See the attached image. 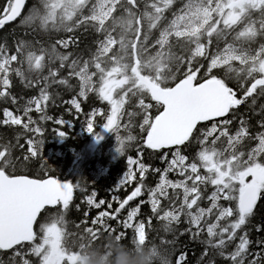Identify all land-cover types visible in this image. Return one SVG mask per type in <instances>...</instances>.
Here are the masks:
<instances>
[{
  "label": "snow or ice",
  "instance_id": "1",
  "mask_svg": "<svg viewBox=\"0 0 264 264\" xmlns=\"http://www.w3.org/2000/svg\"><path fill=\"white\" fill-rule=\"evenodd\" d=\"M131 3L140 6L138 0H131ZM224 3L225 0H184L169 18L167 14L175 0H144L141 28L144 19L150 27L160 25L162 21L165 23L159 40L150 45L155 52L149 51L144 57L145 49H139L134 67L124 58L111 56L109 59L105 55L109 44L114 47L117 38L106 26L103 0H37L26 15L23 13L27 0H5L0 8V29L19 19L21 24L33 28L38 26L44 31L63 30L67 33L80 28L87 31L91 22L98 33H103L88 59L58 51L67 50L76 43L72 36L57 38L51 52L44 48L39 53L31 49L25 52L27 42L24 39L17 40L13 48L0 44V100H10L17 105L16 112L3 109L0 125L20 126L25 133L31 134L24 137L25 143H21L22 134L16 136L15 143L11 140L0 142V250L11 251L12 264H73L75 248L72 244L75 241L72 237L85 240L101 229L124 239L130 229L132 238H142L148 244L154 219L161 222L164 233L175 234L174 225L186 224L180 235L190 233L194 240L200 239L204 246L201 264H218L217 258L220 264H264V239L255 241L259 250L253 251V241L247 231L258 201L264 196V130L253 134L246 121L240 119L239 127L233 132L229 128L233 120L225 118L242 104L250 101L255 106L257 98H264V40L260 39L264 37V0H248L244 9L247 14H243L240 8H232L229 15L240 27L218 33L224 46L217 48L215 53L212 52V35L209 34L205 41L203 35L197 33L194 37L197 44L207 48L206 54L200 55L206 63H198L196 53L180 56L177 60L178 53L171 47L172 36L183 39L181 33L197 26L202 16L206 18L214 14L213 8L220 11ZM89 7L85 15V9ZM255 12H259L258 17ZM129 16L135 17V14L129 11ZM119 23L127 28L136 20L122 19ZM144 38L147 40L148 37L145 35ZM119 42L123 46V39ZM187 43L191 45L192 41ZM253 43L255 47H252ZM47 56L55 57L52 62L55 66L49 67L46 74L34 75L43 68L42 61ZM173 61L178 68L182 66L180 61L186 66L183 78L178 82L179 73L173 72ZM218 72L223 73V78L217 75ZM13 76L19 78L26 88H38L39 95L19 105L17 97L10 91ZM198 77L202 82H198ZM227 79L240 83L242 96L228 86ZM73 80L78 83L73 85ZM58 85L78 88L67 103L75 109L77 118L79 114L85 116L87 133L95 136L98 126L112 133L116 139L115 151L119 155L124 157L126 149L138 141L131 132L132 118L141 114L140 131L146 133L143 148L154 152L174 149L171 159L167 152L160 157L166 161L163 170L144 163V153L139 148V158L128 156L127 169L116 187L119 190L128 185L135 186L123 200L113 197L118 204L114 209L107 201L95 202L93 192L87 203L96 208L107 204L112 211L99 212L91 223L100 225V228L87 227L83 232L70 231L65 219L73 191L80 187L79 184L16 174L20 162L17 149L26 150L23 161L43 159L41 147L46 130L40 126V121L53 120L46 115V108L52 99L49 89ZM90 93L106 102L108 110L93 109L84 114L79 101L87 99ZM147 98L155 104L146 102ZM128 106H132V110ZM153 107L159 111L154 118L149 113ZM136 108L140 111L137 112ZM32 112L40 114L39 121L32 118ZM260 114L264 115V105L260 106ZM98 116L104 121L102 124L95 122ZM125 117L128 118L126 122ZM53 122L61 126L53 130L56 136L64 138L66 132L62 129L68 126V121L56 119ZM207 122H211L210 125ZM257 123L260 129H264V118ZM122 131H127V135ZM193 141L197 149L190 158V155L183 154L182 146L191 145ZM246 141L255 142L248 151L242 150ZM150 170L158 174V182L152 187L145 184ZM170 173L176 178L170 179ZM145 194L147 199H139L135 207L128 208L126 217L120 219L122 210ZM145 204L149 205L150 211L147 222L137 219ZM42 211L55 215L50 222L40 225L38 233L34 225ZM105 217L117 220L123 230L117 231L105 223ZM255 230L264 232V224L257 225ZM154 242L166 248L175 243L164 237ZM152 253L158 255L156 248ZM32 257L36 258L35 261ZM160 260L161 264H186L187 253L181 252L174 262L170 253Z\"/></svg>",
  "mask_w": 264,
  "mask_h": 264
},
{
  "label": "trees",
  "instance_id": "2",
  "mask_svg": "<svg viewBox=\"0 0 264 264\" xmlns=\"http://www.w3.org/2000/svg\"><path fill=\"white\" fill-rule=\"evenodd\" d=\"M37 3V0H27V4L25 7V11L23 14H27L28 9H30L34 4ZM139 7H135L131 0H121L117 5L114 13L110 17L106 26L112 29L113 34L117 38V42L113 49L111 50L109 56L107 58H111V56H118L126 59L127 62L132 63L133 66H136V55L139 49H145V52L142 53L144 57H146L149 51L155 52V49H152L150 45L152 42L158 37L159 31L162 28V25L165 22H161L160 25H156L155 27H150L148 25L147 19L143 20V28H141V14L143 12V4L144 0H138ZM184 3V0H175V4L172 9L168 12V17L171 18V12L175 9H179ZM5 4V0H0V8ZM248 4V0H225V3L221 5V10L217 11L214 9L213 20L211 23L207 24L202 30L200 34L203 35L205 41L209 34L213 37L212 44V52L215 53L217 48H220L224 44V40L218 38V33H227L229 31H235L239 29V24L232 22L234 17H231L229 13L231 12L233 7H237L241 9L243 14H247L244 11L245 6ZM90 7L85 9L84 14L87 15ZM129 11L135 14V17L129 16ZM255 15L258 17L259 12H255ZM114 18V19H113ZM135 18L136 23L130 27H123L121 23H119L122 19L124 21ZM219 21L217 24L216 22ZM228 21V24L225 23ZM230 25V27H229ZM145 35L148 37L145 40ZM75 37L76 43L72 44L67 50L58 49L60 52L68 51L73 54H90L94 52L96 47V41L103 37V33L97 34V30L91 26V22H89L88 30H84L83 28L77 29L73 33H67L65 31L54 32L50 29L48 31H44L42 29L33 28L31 26L23 25L20 21L13 23L9 26H6L0 32V44H5L9 48H13L16 41L19 39H24L27 42V46L25 48V52L28 50H34L37 53L41 50V48L47 49L48 52H51L52 45L54 44L57 38L67 39L68 37ZM197 36V35H196ZM194 36V37H196ZM194 37H183V39L178 40L172 38V50L178 53L177 60H179L180 56L184 55H192L195 47L197 46V41ZM123 39L124 44L121 46L120 40ZM264 40V37L260 38ZM188 40L192 41V44L189 45L187 43ZM148 45L149 47H146ZM255 43H253L252 47H255ZM189 48L192 49L189 52ZM207 48H203V53L206 54ZM55 59L53 56H47L45 60L42 61L43 68L40 72L34 73V75H40L41 73L46 74V70L49 67L55 66L52 62ZM198 63H206L205 60L200 59V56L197 57ZM181 67H176V61L172 62L173 72L179 73L177 75L176 82L179 79L183 78L182 73L186 70V66H183V61H180ZM198 66V65H197ZM33 75V74H30ZM66 75V73H65ZM203 72L201 73V76ZM218 76L223 78V73L218 72ZM73 85H76L78 82L73 80L71 81ZM198 82H202V79L198 77ZM226 83L229 87H232L238 94V96H242V91L240 88V83L235 79H227ZM174 86V83H173ZM78 88H68L63 85H58L53 89H49V92L52 95V99L48 102L46 108V115L52 117L53 119H63L68 121V124L74 123L72 112L69 109H73L67 101H70L73 96H75ZM12 95L17 97L18 104L23 105L27 102L28 99L33 96L39 95L38 88H26L24 84L13 76V88L10 90ZM146 102H150L155 104L154 101H151L150 98L146 99ZM11 104V101L0 102V118H2V109ZM264 105V98H257V103L253 106L250 101L242 104L238 110H234V112L228 115V119L233 120V125H230L229 128L231 131H235L237 127H239V120L244 119L249 127V131L253 134H256L258 131L262 129L259 128L258 121L264 118V115L260 114V106ZM83 108V112L89 113L93 109H103L105 110L108 105L106 102L100 101L97 96L92 93L88 96L87 100L84 103H81ZM58 107L59 108L58 110ZM129 110H132V106H128ZM255 108V111L252 109ZM139 112V108L135 109ZM149 113L154 118L155 115L159 114V111L156 107H153L149 110ZM34 120H40V114L36 112L30 113ZM26 119V118H25ZM125 122L127 121V117L124 118ZM143 114L134 116L132 118L133 128L131 132L133 135L137 136L138 141L133 142V144L126 149L125 156L119 155L116 149V139L114 137L109 138V154H113L112 162L109 164L108 172L106 177H102L99 181L95 183H89L90 179L88 178V174L91 173L92 169L96 166L95 160H93L92 156L89 158H84L78 162L75 161L74 155L70 153L71 148L78 149L77 145H69L64 152V156L58 157L54 156V149L60 148L56 144L52 143L53 135L49 134L48 126L51 125L48 121H40V126L44 128L45 142L41 147V155L43 159L32 158L31 161H23V155L26 150L17 149L16 155L20 158V162L17 164L16 174L27 175L31 178H44L45 176L53 177V178H66L72 184H79L80 187L74 189V197L70 204V207L66 213L67 218V227L72 232H83V229L87 227H96L98 225L93 226L92 223L89 225L80 224L78 220V210L79 207H84L83 202L87 203V198L92 196V193H95L93 197L95 201L98 203L100 200L107 201L112 203L113 209L118 207V204L113 201V197H117L120 200H123L133 189L135 186L130 185V189L124 190V188H120L117 190L118 180L121 178L124 171L127 169V157L132 156L134 158H139L137 156L138 148L143 151V162L147 165H150L151 168H160L163 170L166 167V161H162L160 157L167 152L168 158H171V152L174 149H163L159 152H154L151 149L143 148V137L146 133L140 131V123H142ZM99 124H102L104 121L102 119H97ZM41 122H47V125H41ZM102 126H98L96 128V133L102 132ZM18 134L21 135V143H25L24 137L27 135H31L24 132V129L19 126H4L0 125V142H7L11 140L15 143L16 136ZM123 135H127V131H122ZM114 141V146H111V142ZM108 141H101L98 143L99 146L103 147L107 145ZM255 145L254 141H246L242 150L248 151L251 147ZM197 149V145L195 141L191 145L182 146V152L185 155H190L194 153ZM53 155V156H52ZM98 155V154H97ZM105 160L103 158L102 162ZM103 164V163H102ZM170 179H175L176 177L169 174ZM158 181V174H154L149 171L147 178L145 180V184L149 187L155 185ZM116 191V192H115ZM211 189H209L210 194ZM146 195V194H145ZM145 195L130 202V204L126 207L131 208L134 207L139 199H145ZM226 203V202H225ZM112 211V209H110ZM47 213L55 214L54 212H44L41 215H46ZM40 215V216H41ZM150 214L147 213L145 205L142 206L141 212L138 216L139 219L144 220L145 222L148 219ZM126 216V214H125ZM41 218L37 220L35 230L39 233V228L41 224ZM105 221L111 225L112 228L117 231H122V227L116 226L112 223V219L106 218ZM48 223V222H47ZM264 224V196L258 201L257 209L255 211V216L252 218L251 222L247 226V231L249 234V238L253 241L251 248H255L256 243H254L255 236H264V232H256V226ZM79 225V227H77ZM176 231L175 234L172 233H164L162 231L161 222L157 220L152 221V227L149 229V242L145 244L143 242L142 245H137L136 240L132 238V232L128 230V237L124 239L123 237H118L111 231H104L100 235L88 236L85 240H80L78 236H73L72 240L75 241L72 244V247L75 248L74 260L78 258V260H82L83 262H79L78 264H93L92 259H96L101 255H104L103 263L101 264H161L160 257L168 255L170 253V258L175 260L178 255L183 252L187 253L186 264H201L200 257L203 251L204 246L200 243V239H193L190 233H185L184 235H180L181 232L184 231L185 225L181 223L180 225L173 226ZM160 237L167 238L169 240H174V244H170L167 248L158 242H154V240H158ZM156 248L158 255H153L152 249ZM12 253L10 252H1L0 251V264H12L10 257ZM91 258V259H90ZM35 261L36 258L32 257ZM218 264H220L219 258H217Z\"/></svg>",
  "mask_w": 264,
  "mask_h": 264
},
{
  "label": "bare ground",
  "instance_id": "3",
  "mask_svg": "<svg viewBox=\"0 0 264 264\" xmlns=\"http://www.w3.org/2000/svg\"><path fill=\"white\" fill-rule=\"evenodd\" d=\"M119 2L115 5V7H114L112 13L110 14V16L105 20L106 24L109 21V19L112 16V14L114 13V11H115L117 5L119 4ZM18 21H19V19L17 21L13 22V23H16ZM7 26H9V25H7ZM2 30L3 29H0V32ZM97 34H99V33L97 32ZM172 38L176 39V37H172ZM112 49H113V45L111 46L109 51L105 53V55L109 56V54H110ZM91 54L92 53L87 54V55L86 54H84V55L75 54L74 57L79 56V57H81L83 59H88L91 56ZM90 94H92V93H90ZM86 100L87 99L81 98L79 102L81 104V103H84ZM0 102L2 104L4 102V100H0ZM68 104L72 107V105L70 103H68ZM16 107H17V105H13L11 103L5 108H9L10 110L16 112ZM59 108H61V107H58V110H59ZM3 109H2V113H3ZM71 112H72V117H73L74 123H70V124H68L67 127H64L62 129V130H64L66 132V135L62 139L57 137L56 133L53 131L54 129H59L61 127L60 125H57V124H55L53 122L56 119L48 120V122H50L51 125L48 126V131L47 132L49 134L53 135V140L51 142L56 144L58 147L60 146V148L54 149L53 155L54 156H58V157H62V156H64L65 149L69 145H74L75 144V145L78 146V149L71 148L70 149V153L72 155H74L75 161L78 160V162H79L82 159L86 158V155L89 152H93V148L95 147V145H97L99 142H101L103 140L108 141V143H107V145L101 147V149L109 151L110 150V148L108 146L109 138L110 137H114V135L112 133L106 132V131L95 133V136L87 133V131L85 130V128L82 125L78 126V120H83L85 118V116L83 114H79V118H77L78 114H76L74 108L71 109ZM16 114L19 115L21 113H16ZM85 114H87V113H85ZM41 125H47V122H41ZM262 130H264V129H262ZM111 146H114V141L111 142ZM111 153L109 154L110 158L108 157V154L106 155L105 160L103 161V164L101 165V167H103V169H104L103 171H101L100 173H97L96 171H91V173L88 174V178L90 179V182H89L90 184L99 181L102 177H106L107 172H108L109 164L112 162V157L114 156V153L113 154H111ZM44 178H51V177L45 176ZM127 188L130 189V185H128ZM73 197H74V191H73ZM146 199L147 198L145 197V200ZM112 202H114V200ZM83 205H84V207H82V208L79 207L78 208V210L80 211V212H78V214H79L78 215V220H79L80 224H84V225H89L91 223V221L98 215L99 212H102V211H105V210L111 211L110 209H108L107 204L101 205L99 208H96V207H93V206H89L88 203H86V202H83ZM145 207H146L147 213L150 214L149 205L145 204ZM127 210H128V207H126L125 210H122V212L120 214V219H124L126 217L125 214H127ZM42 213H43V211L38 216V219L41 218V220H42L41 222L42 223L50 222L52 216L55 215V214H52V213H47L46 215H41ZM85 213H87V216L85 215ZM65 219L67 221L66 217H65ZM137 219H139V218L137 217ZM85 221H86V223H83ZM105 223L109 224L107 221H105ZM112 223H114L118 227H122L120 225V223L117 222V220H112ZM184 225H185V228H186L187 225L186 224H184ZM98 228H100V225H98ZM103 232H104V230L101 229L96 235H100ZM262 239H264V236H255L254 243H255V241L262 240ZM135 240H136V243H137V238H135ZM137 245H138V243H137ZM255 248H256V250H254V251H258L259 250L257 248V246H255ZM92 260H93V264H100L104 260V255H101L100 257H98L96 259H92Z\"/></svg>",
  "mask_w": 264,
  "mask_h": 264
},
{
  "label": "rangeland",
  "instance_id": "4",
  "mask_svg": "<svg viewBox=\"0 0 264 264\" xmlns=\"http://www.w3.org/2000/svg\"><path fill=\"white\" fill-rule=\"evenodd\" d=\"M120 0H103V2H104V5H105V8H106V15L104 16V20H106L109 16H110V14L112 13V11H113V9H114V7H115V5L119 2ZM214 9L215 8H213V11H214ZM212 18H213V14L212 15H209L208 17H201L200 18V22H199V24L197 25V26H195L194 28H192V29H190L188 32H186V33H181L180 35L182 36V37H190V36H194V35H197V33L198 32H200L201 30H202V28L205 26V25H207L211 20H212ZM173 37H177V36H173ZM111 44H109V46H108V50H106V52H108L109 51V49L111 48ZM200 52H202V48L200 47V46H198L197 48H196V50H195V53H200ZM108 108H109V106L106 108V111L108 110ZM97 119H101L99 116L98 117H96L95 118V122L97 123V124H99V121H97ZM85 126V118L83 119V120H78V126ZM85 128V127H84ZM102 128V131H104V129H103V127H101ZM103 141H106V140H103ZM92 153V154H91ZM98 154V155H97ZM108 154V150H102L101 149V146H99L98 144L97 145H95V147L93 148V152H89L87 155H86V158H89L90 156H92V158L93 157H96V155H97V157L95 158L96 159V161L98 160V164L95 166V168H93V170L92 171H96L97 173H100L101 171H103L104 169H103V167H101V165H102V160H103V158H105L106 157V155ZM171 159V158H170ZM172 174V173H171ZM172 175H174V174H172ZM175 176V175H174ZM120 180V179H119ZM119 180H118V182H119ZM118 184V183H117ZM124 188V190H127V188H126V186H124L123 187ZM116 192V191H115ZM145 197L147 198V195H145ZM94 199V198H93ZM94 201H95V199H94ZM96 202V201H95ZM89 205V204H88ZM90 206V205H89ZM94 207V206H93ZM107 217H105L104 218V220L106 219ZM137 243H138V245H142L143 244V239L142 238H137ZM252 250L254 251V250H256V248L255 249H253L252 248ZM73 258H74V256H73ZM81 262H83L82 260H80ZM101 263H103V261L101 262ZM100 263V264H101Z\"/></svg>",
  "mask_w": 264,
  "mask_h": 264
},
{
  "label": "water",
  "instance_id": "5",
  "mask_svg": "<svg viewBox=\"0 0 264 264\" xmlns=\"http://www.w3.org/2000/svg\"><path fill=\"white\" fill-rule=\"evenodd\" d=\"M13 23V22H12ZM11 23V24H12ZM10 25V24H9ZM207 123H209V122H207ZM58 180V179H57ZM59 181H61V182H68V181H66V180H59ZM39 216V215H38ZM37 219H38V217H37ZM34 228H35V225H34ZM0 251H2V252H6V251H3V250H0ZM8 252V251H7Z\"/></svg>",
  "mask_w": 264,
  "mask_h": 264
}]
</instances>
